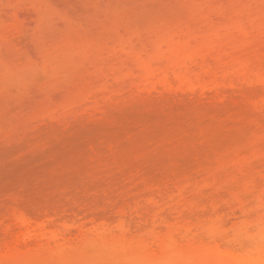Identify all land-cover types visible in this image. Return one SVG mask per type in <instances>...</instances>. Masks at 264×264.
I'll list each match as a JSON object with an SVG mask.
<instances>
[{
    "label": "rangeland",
    "instance_id": "obj_1",
    "mask_svg": "<svg viewBox=\"0 0 264 264\" xmlns=\"http://www.w3.org/2000/svg\"><path fill=\"white\" fill-rule=\"evenodd\" d=\"M205 52L186 73L207 83L244 71L240 95L228 90L220 104L137 91L163 69L175 83L171 63L182 71L191 53ZM262 68L264 0H0V216L15 204L30 217L97 215L113 226L122 205L152 197L166 215L197 196L201 207L213 199L228 208L234 186L247 198L244 181L264 185V86L248 82ZM135 216L131 235L140 234ZM88 243L63 254L27 249L0 264L111 263L108 245Z\"/></svg>",
    "mask_w": 264,
    "mask_h": 264
},
{
    "label": "bare ground",
    "instance_id": "obj_2",
    "mask_svg": "<svg viewBox=\"0 0 264 264\" xmlns=\"http://www.w3.org/2000/svg\"><path fill=\"white\" fill-rule=\"evenodd\" d=\"M4 36L3 38L7 37L6 40H8L10 37V36L9 37L8 36L4 37ZM193 53H191L188 56L187 61L183 64L184 69L186 71L183 69L182 72L179 70L180 68L177 69V67L180 66V63H178V65H176L175 63H171L172 65L170 66L171 67L170 71L173 72L172 74L175 76V80H176L175 83L172 84L169 82L170 80L167 76L169 74V70L166 71L163 69L159 73L160 76L158 75L156 78V80L159 79L157 83L152 84L151 86L142 85V87L137 89L139 94L145 93L144 94L145 96L146 94L155 95V93H159L158 95H161L162 97L163 95H165V98L167 95H171L177 101L178 100L182 101L184 99L183 97H186L187 99V97L189 96H195V97L197 96L196 99H198V96L199 98H204V99L211 96L210 98H208L210 99L209 101L221 104L224 103L225 99H227L226 92L228 90L238 92L241 89V87L244 86L245 80H249L246 78L247 74H245L244 71L238 69H235L236 71L234 72V74L231 73L233 75L228 76L229 73L228 75H225L228 79L230 77L229 80H227L224 77V80L221 82H219L218 80H213L214 82L207 81L206 83V81L201 80L202 83H199L195 79L192 80L191 76L188 75L186 72H188L193 66L197 65L199 60L201 59L205 60V55L207 54L205 52L202 54L199 53L198 55L195 54L193 55ZM204 60L202 61L204 62ZM246 64L248 65L247 62ZM247 70L248 72H250L249 67ZM150 72H151L150 74L145 73L146 76H150L152 74V71ZM186 74L188 77L186 76ZM256 74L253 78L254 80L250 79V81H248L249 85L252 86V87L249 86L250 88H254V86L256 87V85H260V84H261L260 86L262 87L264 86V69L262 68L261 71L259 69V72H257ZM239 77L241 79H237ZM146 80L148 83L149 79ZM104 91H101L100 93L104 95ZM106 95L108 94L106 93ZM114 96H111V98ZM146 98L148 99L147 96ZM93 99L94 97H92V100ZM91 102L89 103L92 104L94 101L92 103ZM263 104H264V99H263ZM102 109L103 108H101L100 110L98 109L92 111V113H88V116L95 118V116H98L99 114L102 113L103 111ZM85 110L84 111L82 110L83 111L82 114L86 113ZM87 111L91 112V110H87ZM79 113H81V111L78 112V115H80ZM81 117H83L84 119L83 115ZM239 176L241 175L239 174ZM234 178L235 177H233V179ZM250 180L251 179H249L248 187H247V183L243 180L246 186V187L244 186L245 187L244 189H246L249 195L252 192L259 190L262 188V186H264V185H262L261 187L259 186L260 187L259 189L254 188L256 189L254 190L253 189L254 185L250 186L251 184ZM239 182L241 183L240 180ZM254 184L257 185V183ZM242 186L241 188L243 189ZM223 189H225V187L222 188L221 190ZM228 189L231 190L230 192L231 195L233 194L232 197L230 196L232 201L228 198L229 197L228 194L227 197H225L228 200H230L228 204V208L226 207L227 205L225 207L223 206L225 204H223L222 201H219L220 203L222 202L220 204L221 206H219L217 201L215 203L212 199L213 196H211L212 204H208L209 207L208 205L205 208L201 207L203 206V203L200 206L199 204L200 200L197 199L199 198V196H197L196 199L198 202L195 201L196 200L195 197H194L195 200L193 201H195L196 204H198L197 206L201 210L200 209L198 210L197 206L193 203V201L189 202V200L192 199L190 197L188 202L186 201L187 203L184 202L188 205L185 206L182 205L184 207L181 209L178 207L176 203H175L176 205L175 204L174 206L172 205V208L170 207L166 208L167 210H169L168 212L169 215H166L165 214L166 212H164L165 210L162 209L163 206L161 202L162 199L160 201L159 199L152 197L149 199L150 201L149 205L147 204L146 206L145 204V207L140 203H138L139 205L135 204L133 206H130L128 204L122 205L117 211V216H116L117 219L115 220L113 226L110 225L111 224L110 220L99 219L97 215L84 216L78 219H67L60 216L57 213H47L44 216L30 217L24 211H18L17 205L14 204L13 209H10L12 211L6 212L4 215L0 216V229H1L0 258H3L6 255L18 256V253L21 254L23 250L27 251V249H30V251H32L31 249H34L36 247L37 248L42 247L43 249H45L46 247L47 249L55 250L57 253L60 251L61 254L65 253L63 251H69V250L72 252L75 251L77 252L78 250L76 249L83 246L84 244L87 245V242L90 243L94 242L100 246L107 247L108 245L107 249L109 250L110 253H108L107 256L109 257L112 256L110 258V260L112 261L111 263L107 262L108 264H264V196H263L264 188L262 191L263 194L262 195L259 194L261 196L257 195L255 197V195L252 194L253 195L252 197H254V199L252 198L253 200H251L250 202L252 203L253 201H255L256 198V201L254 203L255 206L252 205L248 200H245L248 197H250L248 194H247L248 195L247 198L244 199V197L242 198V195L239 194V190L238 192L236 190H235L236 192L233 191L235 189V186L234 188H228ZM218 191H220V189ZM181 192H182L181 189H178V197L181 199L183 198V200H186L184 199L185 198L184 193L182 192L183 193L182 194ZM223 192H220V194H222ZM258 193H260V191ZM167 198L168 197H166V199ZM205 198H206L205 199L206 202L210 201V197H208L209 200L207 199V197ZM225 200L226 199H224V202ZM209 203H211V201ZM192 204L195 205L196 208L192 207L191 206ZM249 204L250 206L247 209V206ZM251 205L252 207L254 206L253 211ZM222 206L224 207L222 210L223 212L221 211L222 208H220ZM144 208H146V210ZM157 208H160L158 211L156 210L157 212L153 211L154 209ZM192 208L197 209L198 212L197 210H194ZM225 208L228 210H226ZM141 209H144V211L151 210L150 211L151 213L146 212L149 215L151 214L150 218H148L149 215H147L145 212L143 214H140ZM152 211L154 213H152ZM171 212L172 213L174 212L173 216H171ZM132 216L135 217L138 216L139 225L141 224L139 228L137 227V230L139 229L138 232L140 231V234L139 235L132 234L134 236V239L133 236L131 235L134 229L129 222V218H131ZM228 216L230 217V219L226 218ZM226 219H228L227 228H226L227 225ZM151 220L152 222L150 223L153 226H151V224L147 222ZM233 220L234 222H231ZM148 223L150 224L151 227L149 226ZM230 224L232 226H230ZM162 227H165V229ZM142 229L144 231L143 234H142ZM147 229L150 230L148 231ZM72 235L74 237H72ZM135 236H138L139 239ZM136 238L138 239L137 241L135 240ZM133 241H135L134 243L138 244V246L134 245ZM115 242H119L118 245L120 244L124 245L126 242L128 244L131 243L132 245L130 246L129 244L131 248L130 247L127 248L126 245L128 244H126L122 248V245L121 247L120 246L118 247L117 244H115V246L119 248L116 249V247H114ZM134 247L136 249H134ZM126 248L132 252L133 249L134 251L141 249V251H137L136 253L133 252L132 254H130L131 252H127L128 250ZM124 249L125 251L126 250L127 251L124 252ZM113 250H115L116 252ZM143 250L145 252V255L142 254L144 253L142 252ZM119 251L122 254L121 253L119 254ZM127 253H129L130 255L128 254L129 255L128 256ZM139 253H141L140 257L141 256L144 257L143 259L142 258L140 259V257L138 256ZM134 254L138 257L136 258L135 256H133ZM115 256L116 259L114 258ZM82 258L79 257L78 259L83 260ZM105 259H107V257ZM113 260L116 262L114 263ZM76 264H81V262L80 263L77 262Z\"/></svg>",
    "mask_w": 264,
    "mask_h": 264
}]
</instances>
